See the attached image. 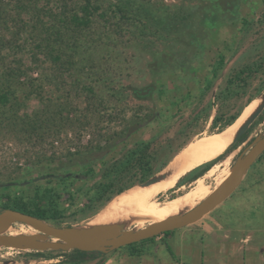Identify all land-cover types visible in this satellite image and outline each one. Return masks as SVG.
Here are the masks:
<instances>
[{
	"label": "rangeland",
	"instance_id": "obj_1",
	"mask_svg": "<svg viewBox=\"0 0 264 264\" xmlns=\"http://www.w3.org/2000/svg\"><path fill=\"white\" fill-rule=\"evenodd\" d=\"M92 1L101 5L105 19L91 13L84 36H80L84 43L81 66L64 69L50 62L37 46L54 25H59L63 3L70 10H79L83 0H0V72L5 66L20 67L21 87L16 89L20 97L33 87H42L43 100L31 94L20 112L31 114L50 99L64 101L67 116L58 135H46L42 140L0 132V202L6 195L30 196L34 187L50 186L60 196L59 206L64 212L61 224L76 227L94 225L92 221L114 197L106 202L103 198L95 200L97 186L106 178V170L125 160L136 143L151 142L154 168L164 164L148 182L189 144L214 133L210 124L220 107L215 95L228 75L247 63L264 64L263 0ZM110 3L126 6L130 17L126 20L113 16ZM218 51L224 52L227 59L212 78L211 62ZM208 81L210 89L205 88ZM146 88H152L149 94H136ZM258 91L254 98L264 92V68L244 94L227 104L228 113L240 107L242 111L249 103L244 106L248 96ZM181 96L185 101L177 104ZM116 98L119 102L114 107ZM255 119L247 138L218 159L208 175L196 181L186 176L181 186L175 187V182L155 194L149 200L154 202L149 208L158 210L153 218L124 216L114 224L136 229L194 206L214 189L250 141L264 132V118ZM160 122L164 124L159 126ZM201 163H194L188 171ZM43 174L55 176L44 178ZM133 177L134 173L127 175L124 181ZM174 187L171 193L166 192ZM171 194L174 197L169 198ZM203 220L221 223L220 236L227 233L236 239L250 237L237 255L250 259V249L257 245L264 256V151L236 189L198 221ZM194 223L157 235L156 241L162 243H158V253L155 249L152 252V264L164 263L168 247L174 252L191 248L194 252L205 251L211 240L191 231L199 222ZM35 231L23 223L3 230L13 234ZM154 241L140 243L138 249L143 251ZM229 241L225 239L226 246ZM192 243L196 244L191 247ZM128 249L118 247L79 264H97L100 258L104 264H146L141 253L130 255ZM34 253L0 247V264H67L59 250L39 256Z\"/></svg>",
	"mask_w": 264,
	"mask_h": 264
},
{
	"label": "trees",
	"instance_id": "obj_2",
	"mask_svg": "<svg viewBox=\"0 0 264 264\" xmlns=\"http://www.w3.org/2000/svg\"><path fill=\"white\" fill-rule=\"evenodd\" d=\"M83 2L84 3L80 6L79 10H70V8L67 7V4L63 3V10L61 11L62 17L59 20V25H54V27H52V32L45 36L42 42L37 46V48L43 52L42 54L46 56L50 62L58 63L64 69H71L76 68V66H81L84 45L81 37L84 36V32L90 23L89 16L91 13H95L104 19L106 16V12L101 8L100 4L95 3L92 0H83ZM109 11L113 13V16L118 15L120 18L126 20L130 17L128 13L129 10L126 9V6L123 7L119 3H110ZM226 59V54L224 52L218 51L215 53L211 62L212 78H215L218 72L223 69ZM86 60L88 59L86 58ZM263 68V61L247 63L238 66L228 75L224 86L215 95V100L220 104V107L217 108L216 113L211 120L210 127L213 128L211 132L217 133L223 130L241 114L240 112L243 111H241V107L234 112L228 113L229 109L226 108L228 107L227 104L232 101L234 102L242 94H244L247 91V87L251 84L252 79L260 71H262ZM21 74L22 71L20 70L19 66H5L0 72V132H12L16 136H24V138L34 137L35 140H42L46 135H58L60 129L66 122L65 120H67V116H65L63 112L65 108L64 101L52 102V100L47 99L42 108L34 110L31 114L21 113V109L26 106L25 103L31 94H34L40 100H43L41 95L42 87H40V90L33 87V89L24 92V96L22 97L17 95L16 89L17 87H21V83L18 82ZM210 81L206 83V89L211 88L212 84ZM17 82L18 84H16ZM27 85L30 86V84ZM151 89L152 88H146L142 90V93L139 94L137 91L136 94L138 96H145V94H149L151 92ZM86 90L91 92L90 88H86ZM259 93L260 91L254 95H249L244 106L248 102L250 103ZM184 97L185 96H181L178 99L177 104L179 102H184ZM186 101L191 103L189 98H186ZM118 102L119 99L116 98L114 100L113 106L116 107ZM263 118L264 109L258 114L255 120H262ZM253 123L254 121L227 149L223 151V153H220L216 157L207 161H201V165L193 168L185 175L181 176L178 181H176L175 187L181 186L186 176L189 177L190 180H198L203 175H208L211 168L218 159L223 157L224 154L228 153L236 144L243 142L247 138ZM162 124H164V122H160L159 126ZM214 128H216L215 131L217 132L214 131ZM136 144L137 145L134 150L131 151V154L126 157L125 160L116 163V165L112 164V166L106 170L107 176L97 186V196L95 200L103 198V200L106 202L112 196L121 193L135 184H144V182L147 181L152 175L163 168L164 164L160 165L158 168H154L155 153L154 151H150L151 142L140 141ZM133 173L134 177L131 180L124 181L125 176ZM43 176L44 178H52L55 175L43 174ZM172 185L168 186L167 188L171 187ZM175 187L168 189L166 192L171 193ZM172 197H174L173 194L169 195V198ZM59 198V193L52 187L36 186L33 188L32 194L30 196L6 195L5 200L0 202V210L6 208L14 209L44 219L55 226H68L61 224V219L64 218V212L59 206ZM153 203L154 202L152 201L149 202V207ZM168 232L169 231H166L161 234L167 235ZM156 236L125 245L129 248L128 253L130 255H139L141 250L138 249V245L140 243L152 241ZM167 249L171 256L175 258L171 249L169 247ZM52 251L56 250H32V252H35L34 254L36 256H39L43 252ZM60 252L66 256L65 261L67 264H79L87 260L94 259L97 255L104 254L96 251L86 252L78 249ZM102 263L103 259L100 258L97 264Z\"/></svg>",
	"mask_w": 264,
	"mask_h": 264
},
{
	"label": "water",
	"instance_id": "obj_3",
	"mask_svg": "<svg viewBox=\"0 0 264 264\" xmlns=\"http://www.w3.org/2000/svg\"><path fill=\"white\" fill-rule=\"evenodd\" d=\"M261 95H264V92ZM263 106L264 104L239 130L233 142L258 116ZM263 151L264 132L250 141L219 185L193 207L136 229H128L120 224H94L89 227L55 226L31 214L9 208L2 209L0 210V247L36 251L78 249L86 252L107 253L118 247L187 226L198 221L223 202L240 184L249 167ZM14 223L28 224L36 231L18 234L3 232Z\"/></svg>",
	"mask_w": 264,
	"mask_h": 264
},
{
	"label": "bare ground",
	"instance_id": "obj_4",
	"mask_svg": "<svg viewBox=\"0 0 264 264\" xmlns=\"http://www.w3.org/2000/svg\"><path fill=\"white\" fill-rule=\"evenodd\" d=\"M263 104L264 95L257 96L243 109L241 114L223 130L209 135L206 134V136L189 144L163 169V171L153 176L148 182L130 187L115 195L101 209L91 224H114V222L117 223L118 220L124 216L147 215L150 219L153 218L158 210L154 211L149 208V200L159 191L174 184L184 172L191 169L194 163L207 161L223 153L233 142L239 130ZM226 173H228L227 170L225 174ZM225 174L217 180V185L222 181ZM214 189H211L206 195L211 193ZM179 213L181 212L172 215ZM159 220L161 219L151 222Z\"/></svg>",
	"mask_w": 264,
	"mask_h": 264
},
{
	"label": "crops",
	"instance_id": "obj_5",
	"mask_svg": "<svg viewBox=\"0 0 264 264\" xmlns=\"http://www.w3.org/2000/svg\"><path fill=\"white\" fill-rule=\"evenodd\" d=\"M198 225L191 227V231L196 230L198 234L201 232L204 236L211 240V243L207 244V248L205 251H195L188 249V251L182 250L179 252H174L170 247L173 255L175 258L171 256L169 253L167 256L164 257V263L160 259L159 262L163 264H263L264 256L259 254V249L257 245L254 247L252 246L250 251H253V257L250 259L246 258L245 255L239 254L237 255L239 250L244 249V246L250 241V237L248 235L239 237L236 239L235 237H229V234L223 233L218 235V232L222 229L221 223L218 221H196ZM196 224V223H194ZM188 226V225H187ZM230 239L228 246H226L225 239ZM164 239V238H163ZM218 239V240H217ZM223 241L221 242V240ZM154 242L145 245L143 251H141V255L144 256V260L146 264H152L154 261L152 252L155 251L158 253L159 245L157 242L156 237L154 238ZM163 241V240H162ZM218 241V242H216ZM197 243V242H196ZM192 243L191 247L196 244ZM202 245L205 244L204 242H200ZM190 247V246H189ZM260 248V247H259ZM198 250V249H197ZM182 252V253H181ZM237 255V256H236ZM193 257L197 258L198 260H194ZM105 261L102 263L104 264Z\"/></svg>",
	"mask_w": 264,
	"mask_h": 264
},
{
	"label": "built area",
	"instance_id": "obj_6",
	"mask_svg": "<svg viewBox=\"0 0 264 264\" xmlns=\"http://www.w3.org/2000/svg\"><path fill=\"white\" fill-rule=\"evenodd\" d=\"M10 249H13V250L19 251V249H14V248H10Z\"/></svg>",
	"mask_w": 264,
	"mask_h": 264
},
{
	"label": "flooded vegetation",
	"instance_id": "obj_7",
	"mask_svg": "<svg viewBox=\"0 0 264 264\" xmlns=\"http://www.w3.org/2000/svg\"><path fill=\"white\" fill-rule=\"evenodd\" d=\"M174 199H176V198H174Z\"/></svg>",
	"mask_w": 264,
	"mask_h": 264
}]
</instances>
